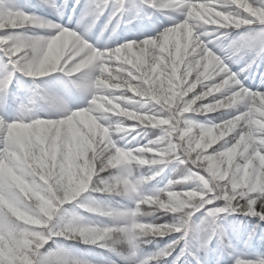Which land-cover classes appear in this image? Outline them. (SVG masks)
<instances>
[{
	"label": "snow or ice",
	"instance_id": "obj_1",
	"mask_svg": "<svg viewBox=\"0 0 264 264\" xmlns=\"http://www.w3.org/2000/svg\"><path fill=\"white\" fill-rule=\"evenodd\" d=\"M0 264H264V0H0Z\"/></svg>",
	"mask_w": 264,
	"mask_h": 264
},
{
	"label": "trees",
	"instance_id": "obj_2",
	"mask_svg": "<svg viewBox=\"0 0 264 264\" xmlns=\"http://www.w3.org/2000/svg\"><path fill=\"white\" fill-rule=\"evenodd\" d=\"M197 2H198V0H197ZM198 119H201V122H203V119H206V118H198ZM169 179L171 178V176H169L168 177ZM167 182V180H165V183ZM162 186V185H161ZM149 187H151V185L149 186ZM149 247H151V246H149Z\"/></svg>",
	"mask_w": 264,
	"mask_h": 264
}]
</instances>
